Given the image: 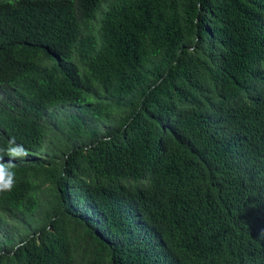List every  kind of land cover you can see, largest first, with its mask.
<instances>
[{"label": "trees", "instance_id": "1", "mask_svg": "<svg viewBox=\"0 0 264 264\" xmlns=\"http://www.w3.org/2000/svg\"><path fill=\"white\" fill-rule=\"evenodd\" d=\"M0 264H264V0H0Z\"/></svg>", "mask_w": 264, "mask_h": 264}, {"label": "clouds", "instance_id": "2", "mask_svg": "<svg viewBox=\"0 0 264 264\" xmlns=\"http://www.w3.org/2000/svg\"><path fill=\"white\" fill-rule=\"evenodd\" d=\"M5 154L9 157L8 164H5L4 156L0 155V192L11 191L14 186L15 173L11 170L12 161L25 158L28 153L22 146L15 143V138L9 139Z\"/></svg>", "mask_w": 264, "mask_h": 264}]
</instances>
